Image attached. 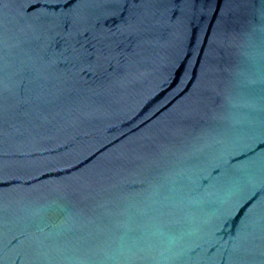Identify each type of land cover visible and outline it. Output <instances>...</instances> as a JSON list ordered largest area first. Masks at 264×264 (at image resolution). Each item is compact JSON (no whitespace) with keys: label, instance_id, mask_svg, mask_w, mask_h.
Listing matches in <instances>:
<instances>
[{"label":"water","instance_id":"obj_1","mask_svg":"<svg viewBox=\"0 0 264 264\" xmlns=\"http://www.w3.org/2000/svg\"><path fill=\"white\" fill-rule=\"evenodd\" d=\"M0 264H264V0H0Z\"/></svg>","mask_w":264,"mask_h":264}]
</instances>
